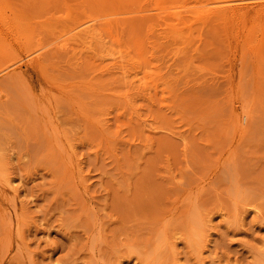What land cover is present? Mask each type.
Masks as SVG:
<instances>
[{"label": "rangeland", "instance_id": "obj_1", "mask_svg": "<svg viewBox=\"0 0 264 264\" xmlns=\"http://www.w3.org/2000/svg\"><path fill=\"white\" fill-rule=\"evenodd\" d=\"M56 1L0 0V264H264V12L226 34L125 0L66 50L97 12Z\"/></svg>", "mask_w": 264, "mask_h": 264}, {"label": "bare ground", "instance_id": "obj_2", "mask_svg": "<svg viewBox=\"0 0 264 264\" xmlns=\"http://www.w3.org/2000/svg\"><path fill=\"white\" fill-rule=\"evenodd\" d=\"M44 1V0H43ZM49 1V0H48ZM53 2L54 1H56V0H52ZM60 1V0H59ZM59 1H58V3H59ZM78 1H80V0H78ZM83 1H84V3H83ZM83 1H80V2H82L83 4L82 5H84L85 6V3L87 4L88 3V6L91 4V6L94 4V7H92L94 10H92L93 12H97L96 14H97V16H95V13L93 14L92 13V11L90 10V12H88V14H90V13H92L94 16H87V14H86V20H84V21H78L77 20V18H73V17H69V18H66V20H64L63 21V23L65 24L66 23V21H69V23H71L72 22V25H70L68 22V27L65 25L64 27L66 28H68V29H66L65 31H64V33L63 34H61V37L63 38V40L61 41V40H57L56 38V40L58 41V44L60 43V46L61 47H63V48H65L66 50H67V46L68 45H72L74 42L75 43H79V45L81 46V47H83V49L84 48H88L89 49V51H92V50H90V49H94L95 47H96V45H95V47L93 48V44H94V42H96V40H98V39H103V34L102 33H104L103 31H102V29L100 28L101 27V25H103L104 23H102V22H104V20L107 18V20H105L106 21V24H108L107 26H109V24L111 25L113 22V20L116 18L120 23H121V19H123L122 20V22L124 21V22H126L127 20H129L128 18H126L125 16L128 14L127 13V6H126V3H125V6H124V2H127V1H125V0H83ZM134 2V4H136V2H137V0H133ZM150 1H152V4H154V6H156V7H154V8H152L153 9V12L154 11H156V9H157V11H159L160 10V13H157L156 14V16H158V18H159V21L161 22H167V20H169V19H176V20H182V19H186V21H190V20H197L198 21V23H199V21L201 22H204L203 23V25L205 24V23H207L206 24V28H205V31H207V30H209V29H213V28H219L220 27V29L221 28H223L222 29V31L223 30H225L226 32V34H229V32H230V34H231V31H230V22H231V20L233 19H235V20H238V18H239V20L240 19H243V21H245L246 20V18L248 17V15H249V11L251 10V9H254L255 10V13L258 15H263V13H262V11L264 12V1L262 2V3H259L258 2V4H257V6L255 5V6H251L250 4H246V3H244L243 2V4H241V5H239L238 3H239V0H238V3H237V0H236V2H235V0H182L183 2H184V6H186L187 7V9H186V12H188V15H185V16H183V13L181 12V11H173V12H169L168 10H170V9H174V5L173 6H171V4H176L177 3V0H150ZM149 0H148V3H150L151 4V2H150ZM57 2V1H56ZM55 2V3H56ZM230 3V4H228V5H225V3L227 4V3ZM232 2V3H231ZM235 2V3H234ZM54 3V4H55ZM93 3V4H92ZM127 3H132V0L131 1H129L128 0V2ZM132 3V4H133ZM213 3H216V4H218V6L216 5V4H213ZM221 3V4H220ZM156 4V5H155ZM211 4H213V5H215V7H211L212 5ZM220 4V5H219ZM234 4V5H233ZM254 4H256V3H254ZM151 6V5H150ZM153 6V5H152ZM151 6V7H152ZM176 6H177V4H176ZM217 6V7H216ZM90 7V6H89ZM144 7V8H143ZM84 8V11L83 12H86L85 10V8H87L86 6L85 7H83ZM96 8V9H95ZM126 8V9H125ZM140 8H141V6H140ZM142 8L143 9H148L149 7H145V6H143L142 5ZM142 8H141V10H142ZM209 8V9H208ZM56 9V8H55ZM89 9V8H88ZM126 11H125V10ZM146 9H145V11H146ZM151 9V8H150ZM130 10V9H129ZM128 10V11H129ZM137 10H138V8H137ZM137 10H136V12H137ZM140 10V11H141ZM156 11V12H157ZM134 12H135V10H134ZM150 12V11H149ZM155 12V13H156ZM165 12V13H164ZM170 13V17L171 18H169V13ZM129 13H132V10H131V12L129 11ZM155 13H154V16H155ZM123 14H125V15H123ZM137 14H139V13H137ZM137 14H135V17H137V19H139L138 17H140L141 15H139V16H137ZM91 15V14H90ZM119 15V16H118ZM123 15V17H121V16ZM130 16H131V14H129ZM112 16H115L114 17V19H112V21H110V18H112ZM133 16V15H132ZM145 16L146 15H143V17H140V18H145ZM150 16V15H149ZM152 16V18L154 19V17H153V14L151 15ZM129 17V16H128ZM135 17H134V19H135ZM147 17H148V15H147ZM146 17V18H147ZM258 17V16H257ZM55 18H57V17H55ZM58 18H60V17H58ZM109 18V19H108ZM150 18V17H149ZM147 19V20H150V19ZM156 18V24H158V19H157V17H155ZM70 19V20H69ZM130 19H132V17H130ZM76 20V21H75ZM101 20H103L102 22H99V21H101ZM139 20H142V19H139ZM232 20V21H233ZM56 21V20H55ZM116 20H114V23L115 24H117V25H119L120 26V24L119 23H117V21L115 22ZM145 21V20H144ZM144 21H142V22H144ZM151 21V20H150ZM170 21V20H169ZM171 21H173V20H171ZM197 21H196V23H197ZM57 22H59V21H57ZM56 22V24L55 25H57V24H59V23H57ZM111 22V23H110ZM124 22H123V24H124ZM141 22V21H140ZM159 22V23H160ZM201 22V23H202ZM234 22V21H233ZM232 22V23H233ZM239 22V21H238ZM62 23V22H61ZM62 23V24H63ZM163 23V24H164ZM182 23V22H181ZM243 23V22H242ZM52 24H54V23H52ZM163 24L161 23L159 26L161 27V25H162V27H163ZM166 24V23H165ZM168 24H169V22L166 24L167 25V27H169L168 26ZM200 24V23H199ZM238 24V23H237ZM113 25V24H112ZM165 25V26H166ZM171 25V24H170ZM235 25V23H233V26ZM243 26H244V24H242ZM107 26L105 27L106 29H107ZM158 26V25H157ZM172 26V25H171ZM193 26H195L194 24H193ZM198 26H200V25H198ZM209 26V27H208ZM232 26V27H233ZM242 26V27H243ZM246 26V25H245ZM244 26V27H245ZM54 27V26H53ZM103 27V26H102ZM121 27V26H120ZM155 27V26H154ZM174 27V26H173ZM177 27V26H176ZM201 27H202V25H201ZM241 27V26H240ZM255 27V26H254ZM204 28V27H203ZM234 28V27H233ZM255 28H257V27H255ZM259 28V27H258ZM176 29V28H175ZM174 29V30H175ZM239 29V28H238ZM244 29H246V28H242V30H244ZM253 28H251V30H252ZM251 30H249L250 32H251ZM255 30V29H254ZM257 30V29H256ZM61 31V30H60ZM59 31V32H60ZM105 31V30H104ZM107 31V30H106ZM204 31V30H203ZM259 31V30H258ZM62 32V31H61ZM60 32V33H61ZM66 32V33H65ZM239 32V31H238ZM240 33V32H239ZM252 33H253V31H252ZM252 33H249V35L252 37V38H255V34H252ZM257 34H259V33H257ZM239 35V34H238ZM249 35H247V37L249 36ZM253 35H254V37H253ZM202 36V34L200 35V37ZM231 36V35H230ZM249 36V37H250ZM57 37V36H56ZM58 37H60L59 36V34H58ZM61 37H60V39H61ZM102 37V38H101ZM175 37V36H174ZM105 38V37H104ZM173 38V37H172ZM202 38V37H201ZM73 40H74V42H73ZM189 40V39H188ZM187 41V40H186ZM186 41H184V42H186ZM201 41H202V44H200L199 46H197L196 48H195V50L198 52V51H201V49L203 48V39H201ZM250 42H252L253 40H249ZM73 42V43H72ZM189 43H190V41H188ZM192 42V41H191ZM249 42V43H250ZM72 43V44H71ZM102 44H104L103 42H101ZM100 43V44H101ZM189 43H187L188 45H189ZM96 44H98L97 42H96ZM99 44V45H100ZM105 44H106V42H105ZM252 44V43H251ZM78 45V46H79ZM245 44H243V46H244ZM254 45V44H253ZM256 45V44H255ZM250 46V45H249ZM57 47H59L58 45H57ZM98 47V46H97ZM102 47H104V46H102ZM60 48V47H59ZM105 48V47H104ZM250 48H251V46H250ZM76 49V48H75ZM96 49V48H95ZM59 50H61V49H59ZM253 50H254V48H253ZM257 51V50H256ZM259 51V50H258ZM257 51V52H258ZM64 52V51H63ZM68 52V51H67ZM66 51L64 52V53H67ZM78 52H80V51H78ZM93 52H95V51H93ZM92 52V53H93ZM254 52V51H253ZM70 53V52H69ZM75 53H77V52H75ZM101 53H103V52H101ZM95 54V53H94ZM31 55H34L33 56V60L34 61H40V59H41V56L43 55V53L41 54V52H39V50H37V51H32L31 52ZM80 56H83L81 53L79 54ZM100 55H102V54H100ZM97 57L99 56V54L98 55H96ZM96 56H94V57H96ZM105 55L103 54L102 55V57H104ZM237 56V55H236ZM254 56V55H253ZM101 57V56H100ZM255 57V56H254ZM82 58V57H81ZM248 58H249V56H248ZM17 61V60H16ZM257 61V60H256ZM227 62V61H226ZM229 63L230 62H228V66H229ZM243 63V62H242ZM251 63V62H250ZM257 63V62H256ZM18 64V62L16 63L15 61H14V63H10V64H8L7 65V67L5 68V69H3L2 71H4V70H8V69H13V70H16V69H18L20 66H16ZM245 65V64H244ZM257 65V64H256ZM230 66H231V68H233V64L231 63L230 64ZM251 66V65H250ZM13 67V68H12ZM119 67V66H118ZM118 67H116V68H118ZM120 67H122V66H120ZM224 67V66H223ZM125 68V67H124ZM124 68H123V70H124ZM226 68V67H225ZM229 69L230 68H227V72H229ZM224 70L226 71V69H223V72H224ZM11 71V70H10ZM125 71V70H124ZM123 71V73H125V74H127V71L126 72H124ZM6 72V71H5ZM1 74V73H0ZM214 74V73H213ZM231 75V74H230ZM215 76H217L218 77V75H215ZM213 77H214V75H213ZM219 77H221V76H219ZM218 77V78H219ZM227 77H228V75H227ZM243 118H247V116H244ZM76 167V166H75ZM14 182L15 181H12V180H6V183H5V186L6 187H8V188H6V189H4L3 190V192H7V190H10V191H13V192H17V188H16V186L14 185ZM251 213H257V208H252L251 210H249ZM211 221H212V219H211ZM207 246V249H208V245H206ZM204 248H205V246H204ZM207 249L205 248V252L207 251ZM202 252H203V250H202ZM204 253V252H203ZM202 260V262H203V259H201ZM203 263H205V260H204V262ZM122 264V263H121ZM202 264V263H201Z\"/></svg>", "mask_w": 264, "mask_h": 264}]
</instances>
